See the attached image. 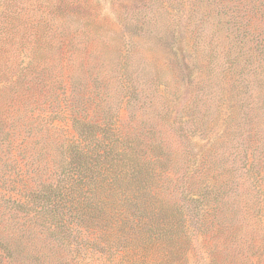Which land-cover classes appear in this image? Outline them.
I'll return each mask as SVG.
<instances>
[{"label": "trees", "instance_id": "obj_1", "mask_svg": "<svg viewBox=\"0 0 264 264\" xmlns=\"http://www.w3.org/2000/svg\"><path fill=\"white\" fill-rule=\"evenodd\" d=\"M76 3L45 5L24 64L0 61V264H227L202 234L264 221L256 150L232 131L264 112V0L113 10L166 44L172 84L130 39L77 60L40 46L47 14ZM16 8L0 0V32Z\"/></svg>", "mask_w": 264, "mask_h": 264}, {"label": "rangeland", "instance_id": "obj_2", "mask_svg": "<svg viewBox=\"0 0 264 264\" xmlns=\"http://www.w3.org/2000/svg\"><path fill=\"white\" fill-rule=\"evenodd\" d=\"M57 1L60 0H13L17 10L14 11L13 18L10 17L4 23L8 28L0 32V61L5 60L14 65L22 61L24 64L25 50L35 46L30 25L42 14L45 5L50 9ZM66 1H77L79 8L75 11L52 10L47 14L50 29L43 33L40 46H72L70 50H73V58L77 60L81 54L87 56L97 52L103 53L116 46H130L131 42H128L130 39L135 42V46H139L137 57L140 56V60L149 67H158L165 80L172 84L174 77L172 70L165 66L166 44L141 28L127 30L122 22L116 19L114 13L119 11L130 16L144 14L149 12V0ZM45 53L46 49H42L40 55L43 56ZM3 104L4 97L0 93V110ZM247 110L241 112L238 125H233L232 131L236 129L237 136L244 145L250 144L248 152L251 149L256 150L258 163L254 169L258 166L264 173V112L251 110L247 114ZM240 171L241 189L248 179L244 166ZM262 172L255 173L256 186L257 188L259 186L260 190L263 188L262 182H259ZM260 214L261 212L256 217L250 214L244 216L239 221L237 236H228L224 230L218 235L207 232L202 234L200 245L211 249L213 255L215 254L217 260L222 263L228 259L227 264H264V221L259 217Z\"/></svg>", "mask_w": 264, "mask_h": 264}]
</instances>
